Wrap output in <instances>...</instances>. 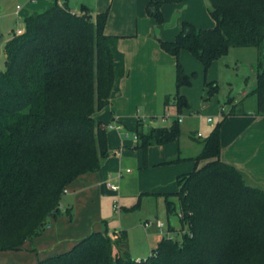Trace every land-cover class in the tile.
<instances>
[{
	"label": "trees",
	"instance_id": "obj_1",
	"mask_svg": "<svg viewBox=\"0 0 264 264\" xmlns=\"http://www.w3.org/2000/svg\"><path fill=\"white\" fill-rule=\"evenodd\" d=\"M178 0H149L145 12L162 22L159 7ZM209 28L182 21L169 54L186 50L204 68L230 47L264 45V0H206ZM107 11L91 16L66 3L53 4L23 19L20 34L3 45L0 70V251L21 249L51 218H72L60 209L65 187L78 175L96 171L107 157L105 125L93 117L109 103L124 76L117 37L103 33ZM255 113L264 112V72L257 59ZM176 84L184 76L176 63ZM211 84L208 93L214 91ZM166 103V100H165ZM175 105H186L183 97ZM211 127L190 160L203 163L176 176L177 191L164 193L167 213L179 206L180 237L162 236L145 258L126 249L123 229L92 231L68 249L34 264H264V190L249 185L231 164L219 160V128ZM135 147L146 165L147 148L178 136L177 120L167 127L134 130ZM189 159V158H188ZM183 160L175 157L173 163ZM168 232H172L168 227ZM0 264H16L4 262Z\"/></svg>",
	"mask_w": 264,
	"mask_h": 264
},
{
	"label": "rangeland",
	"instance_id": "obj_2",
	"mask_svg": "<svg viewBox=\"0 0 264 264\" xmlns=\"http://www.w3.org/2000/svg\"><path fill=\"white\" fill-rule=\"evenodd\" d=\"M125 1L128 2L129 0ZM148 1L145 0L142 3L144 12ZM48 2L53 3L54 0ZM176 8L180 9L179 17L176 20L177 14H174L170 18V20L174 18V22L176 20L175 27L162 32L159 40L154 41L150 38L147 41L141 37L140 45H136L135 41H128L123 45L125 51L122 53L126 59V69L130 70L131 74L134 72L138 74L132 83H127L124 88L130 99V103H126L122 108L125 116L121 123L126 128V133H128L125 139L131 142V136L135 129L144 132L150 127H167L171 125L176 117L180 118L177 122L178 136L162 145L149 146L146 153L148 160L153 158L157 160L158 146L164 147L165 153L169 154V159L172 158L170 156L175 155L177 150L188 154L196 152L200 148L201 140L210 130L209 123L206 121L207 117H210L212 123L215 124L220 119L218 116L219 111L226 114L228 112H245L247 108H254V96L250 94V91L255 86L257 59L261 63L260 70L264 72V45L259 55L254 47H230L223 55L210 61L206 68L184 49H179L176 55L169 54L162 48L160 42L172 40L179 31L182 21H193L202 25L212 23L206 0L165 2L159 7V12L162 17L164 16L167 19ZM145 16L149 17L146 12ZM19 22L17 26L22 24L20 19ZM152 45H155L160 53L156 60L150 57ZM3 60L4 56H2L0 50L1 71L4 70ZM176 63L184 76V81L178 85L175 80ZM211 84H214L215 88L209 94L208 89ZM240 88L244 90L245 95L241 96L239 94ZM179 96L184 98L186 105L177 108L175 98ZM119 98H121L120 95L113 96V99L117 100ZM197 132L199 136L196 135ZM125 149L129 154L125 166L131 170L130 175H134L144 167L141 161V152L136 147L132 148L128 145H125ZM136 158H138V165H136ZM154 167L151 162L148 170H144L146 174H144L145 176L141 181L148 182L147 187L144 189L154 188L152 191H156L157 188H165L164 191L171 190L167 193L177 191V183L171 175L169 176L166 168L159 172L164 175L165 181L163 183L159 182L158 187L157 185H151L150 179L153 174L149 170L155 169ZM126 176L127 174H124L122 178L125 179ZM110 181L116 183L115 180ZM123 181L120 192H126L125 195H127L130 193V186L123 184ZM246 183L261 188L256 183L247 180ZM163 194L141 193L138 196L137 193V195L126 199H118V206L120 207L118 211L111 208L112 198H110V195L102 197L100 212L104 221L101 222V230L107 232L117 228L125 230L126 249L131 258L135 256L145 258L148 256L156 246V238L168 236L178 239L180 237L177 218L178 202L175 197L170 196L169 199L173 201V211L167 213L163 203ZM70 199L71 193L63 194L60 202L64 206L68 202L70 204ZM148 219H159L163 223V227L157 229L154 225H150L144 228L142 223ZM167 226L172 227L173 232L167 233ZM146 233L149 235L148 238H146Z\"/></svg>",
	"mask_w": 264,
	"mask_h": 264
},
{
	"label": "crops",
	"instance_id": "obj_3",
	"mask_svg": "<svg viewBox=\"0 0 264 264\" xmlns=\"http://www.w3.org/2000/svg\"><path fill=\"white\" fill-rule=\"evenodd\" d=\"M48 1L0 0V50L2 56H4L3 45L12 36L14 30L23 29L24 17L33 12H41L55 3L61 4L65 2L69 10L74 13H79L80 9L85 7L89 10L91 16L106 10L107 16L103 26V33L117 37L116 48L121 53L125 51L123 45L128 41H135L136 45H140L141 37L147 41L150 38L154 41L159 40L162 32L175 27L176 20L180 15V9L176 8L167 19L163 16L162 22L156 24L153 19L145 16L142 6L145 0H129L128 2L125 0H54L53 3ZM16 5H18V8H16ZM174 14H177V17L173 26L164 27L163 25L168 23ZM19 19L22 24L17 26L20 23ZM188 22L201 28H209L214 24L213 20L210 25L197 24L193 21ZM151 47L150 57L156 60L160 56L159 50H157L155 45ZM122 55L125 74L119 80V92L117 91L114 95V97L120 95L121 98L117 100L111 98L106 106L93 115L95 119L100 120L105 125L107 157L101 161L96 171L78 175L65 187L63 194L71 193L70 204L68 202V204L63 206L60 202L61 210L65 206H71V220H68L64 215L51 218L39 235L23 242L21 249L0 251V263L34 264L40 258L68 249L74 242L88 233L101 230V222L104 221L100 212L102 197L110 195L112 200L117 199L118 202V199H126L137 195V193L140 196L141 193L162 194L170 192L171 190L164 191L165 188H157L156 191H152L154 188H148L150 190L144 189L147 187L148 182H142L143 180L141 181V179L144 178L143 176L146 174L144 170H148L151 162L155 169L149 170L153 174L150 183L152 182L151 185H157V187L160 185L159 182L163 183L165 181L164 175L159 173L164 168L176 182V176L188 172L194 166L198 167L203 163V161H199L194 164V161L190 160L199 152L200 148L191 154L181 153L177 150L175 155L170 156L172 158L169 159V154L165 153L164 147L158 146L157 160L155 158L148 160V157H146V166L139 169L136 174L130 175L131 170L125 166V162L129 158L125 145L134 148L135 139L133 138L134 133L131 136V142L125 139L128 133H126V128L121 123L125 116L122 108L126 103H130L124 88L127 83L131 84L138 74L137 72L131 74V71L126 69V59L123 53ZM239 94L243 96L246 93L240 88ZM116 102L119 104L117 105ZM220 114H222L221 111L218 112V116ZM223 116L224 119L219 128V160L234 166L242 174L245 182L247 180L251 183H256L264 190V112L255 113L254 108H247L245 112H228L223 114ZM178 118L176 117V120ZM207 122L211 129L213 126L212 120ZM112 123L120 125L121 129L106 127ZM109 152L111 153L110 155ZM177 156L183 158V160L168 163V161ZM137 163H139L138 158H136V165H138ZM190 167L192 168L190 169ZM117 174L120 175L117 176ZM124 174H127L125 179L122 178ZM110 180L116 181V191H112L106 186L107 182L111 183ZM122 180H124L123 184L130 186V193L127 195H125L126 192H120ZM162 197L164 200L163 195ZM150 225L155 226L152 222L146 227ZM168 227L170 226L166 227V232L170 233L167 231ZM171 229L173 232L174 229L172 227ZM145 235L148 238L149 235L147 233ZM159 239L156 238V243ZM133 259L138 260L141 258L135 256Z\"/></svg>",
	"mask_w": 264,
	"mask_h": 264
},
{
	"label": "built area",
	"instance_id": "obj_4",
	"mask_svg": "<svg viewBox=\"0 0 264 264\" xmlns=\"http://www.w3.org/2000/svg\"><path fill=\"white\" fill-rule=\"evenodd\" d=\"M16 8H18V5H16ZM21 32H22L21 29H15L13 34H20ZM179 120H180V119L178 118L177 121H179ZM206 120H207V121H211L210 117H207ZM106 127H108V128H114V129H117V130H120V129H121L120 125H117V124H115V123L108 124ZM198 135H199V134L197 133V136H198ZM133 138L135 139V135H133ZM119 175H120V174H117V176H119ZM106 186L108 187V189H110V190H112V191H116V190H117V186H116L115 184H113V183L107 182V183H106ZM64 191H65V190H64ZM111 207L113 208V210H117V211H118L119 206H118L117 199H113V200H112ZM180 216H181V214L178 212V213H177V217H180ZM152 222L155 224V226H156L158 229H161V228L163 227V223H162L160 220H158V219H155V220H149V219H148V220H146V221L143 222V226L146 227V226H148L149 224H151Z\"/></svg>",
	"mask_w": 264,
	"mask_h": 264
},
{
	"label": "water",
	"instance_id": "obj_5",
	"mask_svg": "<svg viewBox=\"0 0 264 264\" xmlns=\"http://www.w3.org/2000/svg\"><path fill=\"white\" fill-rule=\"evenodd\" d=\"M174 16V15H173ZM172 16V17H173ZM173 24H174V18H173V20H169V22L168 23H165L163 26L164 27H171V26H173Z\"/></svg>",
	"mask_w": 264,
	"mask_h": 264
}]
</instances>
